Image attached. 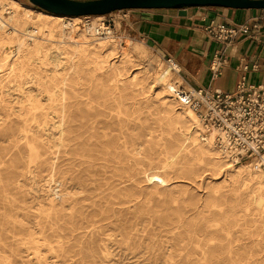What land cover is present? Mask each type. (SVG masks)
Instances as JSON below:
<instances>
[{
    "label": "bare ground",
    "instance_id": "bare-ground-1",
    "mask_svg": "<svg viewBox=\"0 0 264 264\" xmlns=\"http://www.w3.org/2000/svg\"><path fill=\"white\" fill-rule=\"evenodd\" d=\"M87 17L83 28V17L0 0V264L23 253L34 264L86 249L93 256L96 244L110 256L102 236L118 225L116 206L142 181L177 171L218 179L210 216L183 224L193 254L205 264H256L259 248L264 258L260 160L244 163L217 144L178 94V64L137 59L129 36L103 35L102 15ZM154 97L167 118L160 162L140 136L126 135Z\"/></svg>",
    "mask_w": 264,
    "mask_h": 264
},
{
    "label": "rangeland",
    "instance_id": "rangeland-1",
    "mask_svg": "<svg viewBox=\"0 0 264 264\" xmlns=\"http://www.w3.org/2000/svg\"><path fill=\"white\" fill-rule=\"evenodd\" d=\"M19 1L38 8L29 0ZM81 17L84 19L81 23L83 28L85 23L90 24L93 20V17ZM129 17L130 12L126 16L123 12L115 11L102 15L99 22L106 24L109 22L110 25L113 21L116 22L117 27L113 32L121 37L124 43L127 36L132 39L131 50L137 59L142 55V59L139 60L145 63L152 62L156 67L167 63V57L136 37ZM138 46L141 49H138ZM157 102L155 97L149 103L144 100L140 120L133 121L127 126L126 135L129 139L134 135L140 136L144 152L152 155L155 162H160L162 158L160 149L163 144L160 135L167 128V118L160 113ZM242 162L246 163L248 160ZM197 173L188 178L187 173L177 171L170 175L172 178L168 181L161 182L156 178L151 181L144 180L136 196L126 198L122 195L130 201L122 206H116V209H119L116 211L119 220L113 218L111 222L112 225L123 224L124 227L118 229L117 226H111V229L102 236L110 247V256H105L100 245L96 244L92 250L93 256L91 251L86 249L85 254L72 252L58 263L51 264H205L199 256L193 254L195 245L188 243V239L184 237L187 234L183 224L189 223L191 227H197L210 216L215 198L211 184L215 180L218 182V179H214L208 171ZM90 202L88 200L84 203ZM262 249L259 248L261 254L256 257V264H264ZM26 258V254L23 253L14 258L12 263L34 264Z\"/></svg>",
    "mask_w": 264,
    "mask_h": 264
},
{
    "label": "crops",
    "instance_id": "crops-1",
    "mask_svg": "<svg viewBox=\"0 0 264 264\" xmlns=\"http://www.w3.org/2000/svg\"><path fill=\"white\" fill-rule=\"evenodd\" d=\"M129 20L136 37L162 56L177 60L186 88L232 92L243 76L247 85L264 87V9H131ZM219 23L234 29L248 25L249 31L238 32L226 45L212 37L211 29ZM218 56L224 64L213 78L211 65ZM245 65L248 69L243 70Z\"/></svg>",
    "mask_w": 264,
    "mask_h": 264
},
{
    "label": "built area",
    "instance_id": "built-area-1",
    "mask_svg": "<svg viewBox=\"0 0 264 264\" xmlns=\"http://www.w3.org/2000/svg\"><path fill=\"white\" fill-rule=\"evenodd\" d=\"M118 11L127 16L131 9ZM103 24V35L112 32L109 22ZM215 28L211 29L212 37L226 45L238 32L249 31L248 25L234 29L219 23ZM167 61L173 66L178 63L171 56L167 57ZM223 64L221 57L214 58L211 65L213 78L218 77ZM242 67L243 70L248 69V65ZM178 94L198 113L208 131L215 132V140L220 147H226L241 161L259 159L264 167V87L247 85L243 76L232 92L180 85Z\"/></svg>",
    "mask_w": 264,
    "mask_h": 264
},
{
    "label": "water",
    "instance_id": "water-1",
    "mask_svg": "<svg viewBox=\"0 0 264 264\" xmlns=\"http://www.w3.org/2000/svg\"><path fill=\"white\" fill-rule=\"evenodd\" d=\"M46 12L64 16L105 15L124 9L227 7L264 9V0H29Z\"/></svg>",
    "mask_w": 264,
    "mask_h": 264
}]
</instances>
